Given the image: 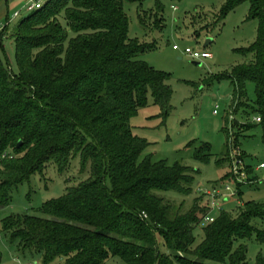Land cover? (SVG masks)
Here are the masks:
<instances>
[{
    "label": "trees",
    "instance_id": "obj_1",
    "mask_svg": "<svg viewBox=\"0 0 264 264\" xmlns=\"http://www.w3.org/2000/svg\"><path fill=\"white\" fill-rule=\"evenodd\" d=\"M142 1L47 0L14 29V68L0 41V210L11 204L14 189L47 165L60 175L78 165L86 177L43 203L41 217H6L2 232L18 252L38 255L42 264H247V247L233 246L252 234L264 243V232L252 225L264 218V205L242 203L202 226L201 196L181 214L160 195L194 194L196 171L149 157L139 161L148 144L133 135L129 120L146 106L148 94L167 117L172 94L166 74L137 60L155 46L128 37L123 5ZM243 3L258 29L253 44L241 51L250 61L226 77L234 89L231 112L246 118L245 124H231L239 125L232 144L259 128L264 146V0H226L220 20ZM160 11L153 30L163 28ZM249 83L251 105L244 102ZM251 115L260 122L249 121ZM208 151L204 146L195 159L207 162ZM229 155L227 142L217 164ZM224 177L232 180L231 173ZM237 186L240 198L244 186ZM257 263L264 258L259 255Z\"/></svg>",
    "mask_w": 264,
    "mask_h": 264
},
{
    "label": "rangeland",
    "instance_id": "obj_2",
    "mask_svg": "<svg viewBox=\"0 0 264 264\" xmlns=\"http://www.w3.org/2000/svg\"><path fill=\"white\" fill-rule=\"evenodd\" d=\"M33 1H40L42 5L47 0ZM225 2L226 0H143L141 5H123L129 22V39L155 46L153 50L140 54L137 60L166 74L168 79L165 83L172 93L167 117L161 116L158 107L153 105L151 94H148L146 106L137 110L129 120L133 135L148 144L139 161L149 157L156 162L165 161L168 165L180 163L196 171L193 184L195 190L200 186L210 191L212 186L228 180L224 176L230 173V159L220 164L217 161L222 159L227 142H231L230 134L238 132V124L246 123V118L240 111L236 114L231 112L234 89L226 77L231 75L234 68L250 61L251 56L241 51L249 48L255 41L258 22L248 19V3L239 5L220 20ZM29 3L17 10L9 9V17L14 13H18L21 18L27 16L24 10ZM157 7H160L159 16L163 20L161 31L152 29ZM138 15L143 16L142 21L147 31L141 28ZM15 24L5 34L6 42H3L12 68L15 65ZM2 25L4 22L0 27ZM206 41L209 44L204 46ZM173 46L178 50L174 51ZM186 48L209 53L212 58L194 61L184 54ZM245 93L244 102L251 105L254 100L252 83L246 85ZM215 110L216 114H213ZM231 117L238 123L232 127L229 124ZM249 121H252V115L249 116ZM204 146L209 149L207 162L195 159L196 153L201 152ZM237 149L244 156L246 169L247 166L250 167L252 174L247 177L240 198L220 202L222 211L226 212L234 211L246 202L264 205V170L256 172L258 165L264 163L261 130L254 128L240 135ZM85 178V175H80L78 165H70L64 175L47 165L42 174L36 173L30 177L29 182L12 191L11 204L0 210L1 264H42L38 255L17 251L10 237L2 232L1 221L12 214L26 213L41 217L40 208L43 203L62 196L67 188L76 186ZM248 178L257 180L251 182ZM224 184L234 189L232 181ZM160 195L174 209L178 208L181 214L186 213L194 199L200 197L195 193L184 197L170 191ZM205 203L206 198L201 196L200 206H205ZM252 225L264 232V218L254 219ZM197 236L199 242L200 231H197ZM255 236L252 234L249 239L238 241L233 246V249L242 244L247 247V264H258L259 255L264 258V243H258Z\"/></svg>",
    "mask_w": 264,
    "mask_h": 264
},
{
    "label": "built area",
    "instance_id": "obj_3",
    "mask_svg": "<svg viewBox=\"0 0 264 264\" xmlns=\"http://www.w3.org/2000/svg\"><path fill=\"white\" fill-rule=\"evenodd\" d=\"M41 6H42L41 2L31 1L27 5V7H25L24 13L25 14L31 13L35 10L40 9ZM19 17L20 15L18 13H14L13 19H18ZM172 49L174 51L178 50L176 46H173ZM184 54L188 55L189 58L194 61L210 60L212 58V56L209 53L192 51L188 48L184 50ZM213 114H216V110L213 112ZM233 121L234 119L232 117L229 118L230 125L233 123ZM251 122L257 124L260 122V119L258 117H253ZM232 135L233 133L230 134L231 142H230L229 159H230V173L232 179L230 181L233 182L234 189L232 190L228 184H224L226 183V181L220 185L212 186L210 188V191H208V189H203V187L200 186L196 187L195 193L206 198V203H205L206 212L202 219V226H207L214 222L215 217L222 211L220 202L221 201L225 202L228 199L235 198L237 192L236 191L237 185H244L247 181V177L249 176L247 173L244 159L240 155V152L237 149V147H233ZM261 170H264V163H260L256 168V171H261ZM140 216L142 219H147L145 213H141Z\"/></svg>",
    "mask_w": 264,
    "mask_h": 264
},
{
    "label": "crops",
    "instance_id": "obj_4",
    "mask_svg": "<svg viewBox=\"0 0 264 264\" xmlns=\"http://www.w3.org/2000/svg\"><path fill=\"white\" fill-rule=\"evenodd\" d=\"M29 1L31 0H3L0 2V24L4 22V25L0 27V41L3 40V42H6L4 39L6 37L5 34L12 29L13 24L19 22V20L16 21V19H13L14 14L11 17H9L8 15L9 9L17 10V8H22L23 6H25L26 3H29Z\"/></svg>",
    "mask_w": 264,
    "mask_h": 264
},
{
    "label": "water",
    "instance_id": "obj_5",
    "mask_svg": "<svg viewBox=\"0 0 264 264\" xmlns=\"http://www.w3.org/2000/svg\"><path fill=\"white\" fill-rule=\"evenodd\" d=\"M209 44V41H206L205 45L204 46H207ZM199 65V64H198Z\"/></svg>",
    "mask_w": 264,
    "mask_h": 264
}]
</instances>
